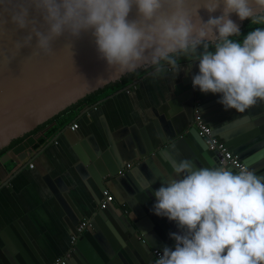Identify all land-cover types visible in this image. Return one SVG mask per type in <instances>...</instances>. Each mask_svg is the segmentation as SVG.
<instances>
[{
  "label": "clouds",
  "instance_id": "9594fccd",
  "mask_svg": "<svg viewBox=\"0 0 264 264\" xmlns=\"http://www.w3.org/2000/svg\"><path fill=\"white\" fill-rule=\"evenodd\" d=\"M133 7L138 19L129 20ZM233 15L251 22L242 40ZM9 26L26 33L18 50L35 39L48 54L56 39L91 32L100 57L121 75L179 73L183 60L189 71L199 65L193 89L220 94L226 111L264 102V0H0V34ZM172 168L175 178L154 192L153 212L183 234H169L175 249L165 246L155 264H264V177L187 159Z\"/></svg>",
  "mask_w": 264,
  "mask_h": 264
},
{
  "label": "crops",
  "instance_id": "0c3cea01",
  "mask_svg": "<svg viewBox=\"0 0 264 264\" xmlns=\"http://www.w3.org/2000/svg\"><path fill=\"white\" fill-rule=\"evenodd\" d=\"M187 66H181L179 73L169 70L160 77L150 75L134 88L98 107L87 112L83 109L71 122L78 124L75 132L70 131L73 136L63 132V129L42 146L35 147L39 135H34L36 143L32 147V155H28V164L17 166L8 162L5 165L7 173L4 167H0V264H3L1 257L6 264H12L5 254L8 252L18 256L23 254L25 264L28 261L30 264H51L55 259L64 257L70 250L72 231L76 225L92 220L100 212V195L105 190L114 199L110 205L113 213L121 217L127 212L129 221L137 222L136 214L128 206L130 198L123 189L121 179L125 170L135 167L145 155L143 151L146 150L149 134L158 135L162 140L176 132L171 138L177 142V135L188 119L190 108V103L184 102L186 98L180 99L188 90L180 91V86L192 83L191 77L187 76ZM216 108H206V115L225 110L222 105ZM253 108L252 117L246 112L237 113L229 109L234 113L233 124L228 126L229 121L225 120L220 125L222 132L230 135L231 141L236 139L241 147L253 139L254 134L264 137V102H258ZM252 119L263 120L255 127ZM190 128L195 129L192 123ZM44 131L40 132L41 136ZM184 143L185 147L175 149L173 154L156 153L160 161L152 157L151 165L134 169L133 179L147 188L145 197L151 209L149 214L155 218L152 222L141 208L138 215L144 225L141 228L162 252L165 246L173 248L167 235L171 233L169 227L178 224L163 217L160 225L156 226L159 217L154 214L153 205L156 202L154 192L161 187L158 177L165 182L175 178L172 168L174 155L179 160H190L196 168H203L197 165L202 164L199 157L205 153L202 145L190 140ZM240 153L246 159V152ZM127 165L130 167L126 168ZM114 172H117L114 177L102 180L104 175ZM262 175L258 176L264 177ZM151 183H156L155 187H158L152 190ZM177 233L183 234V230L179 227ZM86 244L88 248L85 251L92 250L93 247L88 242ZM75 256L72 264H90L79 252ZM118 262L123 264L121 260Z\"/></svg>",
  "mask_w": 264,
  "mask_h": 264
},
{
  "label": "water",
  "instance_id": "95a60500",
  "mask_svg": "<svg viewBox=\"0 0 264 264\" xmlns=\"http://www.w3.org/2000/svg\"><path fill=\"white\" fill-rule=\"evenodd\" d=\"M219 14L220 12L218 11L216 15ZM199 15L204 21H207L208 13L203 8L200 9ZM231 18L240 24V29L248 21L240 22L235 15ZM136 19H138L137 10L133 7L129 20ZM25 34L24 32H15L10 26L0 34V150L8 147L12 141L31 133L38 126L51 120L87 95L103 89L107 85L119 81L122 77L130 74L121 75L108 66L107 62L100 57L91 32L82 33L78 39H71L67 34L56 39L52 44V51L48 54L40 53L35 49V39H33L32 47L18 50L15 46L16 41ZM198 73V63L192 65L190 71L187 68V76L191 77V81L192 76ZM150 75L151 72L146 77ZM139 82L141 81H135L124 89L107 96L95 105L86 108L85 112L98 107L120 93L134 88ZM187 88L186 94H182L183 98L180 99L186 98L184 99L185 104L190 103L188 119L180 128L181 130L179 129L180 133L177 135V142L171 138L176 132L167 139L162 140L158 135L149 134L150 138L146 140V150L143 151L145 155L140 156L139 164L125 170L124 176H122L123 189L130 198L128 206L136 214L137 222L129 221L126 217L127 212H125V215L118 217L113 213L111 204L108 205L106 209L100 210L92 220H89L90 227L81 235L76 233V228L73 229L72 234L77 237V243L70 254L67 264L73 263L77 252L87 262L90 261V264L91 262L93 264H102V262L106 263L109 261H116L117 263L118 260H121L123 264H155L153 251L158 250V247L145 236L146 233L141 228L144 225L139 221V210L141 208L142 210L144 209L143 212L148 213L152 222H155V218L149 214L151 209L145 197V193H148L147 188L139 185L133 179V176L135 168L140 169L144 165H151L152 157L160 161V158L155 156L159 151L162 154H173L175 149L185 147L184 141L190 140L196 145L197 143L201 144L205 151L202 156H198L202 162V164L200 162V164H197L198 167L199 165L208 168L228 167L236 172L233 167L221 164V156L209 151L204 140L198 136L197 131L190 128L195 111L199 112L203 122L211 129L213 136L226 141V147L239 161L255 174H264V137L254 134L255 137L253 136L254 138L243 147L239 146L236 139L231 141L232 137L230 135L226 136L222 132L220 125L225 120L229 121L228 126L233 124L234 110L232 109V112L230 110L215 111L213 115H206V108L220 107L221 104L218 103L221 98L220 94L201 93L199 89H193L191 82L184 87L181 85L180 91ZM253 109L252 107L246 111L250 115L249 117H252ZM225 116L228 117L223 119ZM260 120L262 121L263 119ZM260 120L252 119L255 127H258L257 123ZM70 125L71 123L66 125L63 132H68V135L71 136ZM188 128L190 129L187 130ZM56 138H53L52 142ZM167 141L169 142L167 143ZM194 141H197V143ZM35 143L36 138L30 136L11 148L0 157V167H4V171L7 173L5 165L8 162H13L17 166L21 163L28 164L30 161L28 155H32V147ZM240 148L242 149L240 150ZM243 151L246 152V159L240 153ZM174 159L175 161L182 160L175 158V155ZM165 166L167 169H171L168 165ZM116 173L104 175L102 180L103 178L114 177ZM158 179V185L161 186L165 181L159 177ZM155 185L156 183H151L149 186L152 190H155L158 187V185L156 187ZM102 198L101 193L100 202ZM131 201L137 204L133 205ZM163 219V217L157 218L156 226H159ZM78 225L79 223L76 227ZM178 228V226L169 227L171 233H177ZM167 236L169 241L173 243L172 249L174 250L176 241L171 239L170 235ZM161 238L165 240L163 235H161ZM87 242L90 247H93L92 250L87 249L85 251L88 248ZM5 254L12 264H25L24 259H22L23 254L21 256L14 253L10 254L9 252ZM0 256L2 255L0 254ZM1 259L2 263L6 264L5 259L3 257ZM27 263L30 264L29 261Z\"/></svg>",
  "mask_w": 264,
  "mask_h": 264
},
{
  "label": "trees",
  "instance_id": "16d2710c",
  "mask_svg": "<svg viewBox=\"0 0 264 264\" xmlns=\"http://www.w3.org/2000/svg\"><path fill=\"white\" fill-rule=\"evenodd\" d=\"M250 30H251V22L247 21L245 25L243 26V28L241 29L240 39L242 40L243 36L247 35V33ZM184 65H187V62L182 60L181 66H184ZM151 71H152L151 69L138 70L137 72H133V73H130L122 77L119 81H116L114 83L107 85L103 89H100L90 95H87L85 98L78 101L76 104L70 106L63 112L59 113L57 116H55L51 120L38 126L31 133L25 135L22 138L12 141L8 147L0 150V157L3 156L11 148L17 146L18 144H20L22 141H24L26 138L30 136L39 135L38 141L35 147L42 146L43 144L46 143L48 139L52 138L57 133L61 132L66 127V125L71 123L83 109H86L88 107L95 105L98 101L124 89L126 86L132 84L135 81H142L144 77H146ZM43 130L45 131H44V134H42L41 136L40 132Z\"/></svg>",
  "mask_w": 264,
  "mask_h": 264
},
{
  "label": "built area",
  "instance_id": "2783aa9c",
  "mask_svg": "<svg viewBox=\"0 0 264 264\" xmlns=\"http://www.w3.org/2000/svg\"><path fill=\"white\" fill-rule=\"evenodd\" d=\"M192 124L195 130L197 131L198 136L204 140L208 150L217 153L221 156L220 159L221 164L233 167L236 170V172H238L242 166H245L241 161L238 160L236 156L232 154V152L226 147L225 143H223L217 137L212 135L211 129L207 124L203 122L198 112L194 114ZM77 128H78V124L73 123L70 125L69 129L71 132H75ZM129 167L130 165H127L126 168ZM102 196L103 198L99 204V210L106 209L107 206L112 204L114 200L112 195L107 190L103 191ZM89 227H90L89 221H82L76 227V233L78 235H81ZM76 243H77V237L73 234L70 240L71 246L69 252L64 257H59L55 259L51 264H67L68 259L70 258V254L73 252ZM159 254H162V251L160 250L153 251V256L155 261L158 258Z\"/></svg>",
  "mask_w": 264,
  "mask_h": 264
}]
</instances>
